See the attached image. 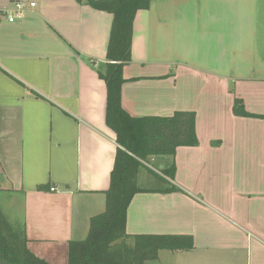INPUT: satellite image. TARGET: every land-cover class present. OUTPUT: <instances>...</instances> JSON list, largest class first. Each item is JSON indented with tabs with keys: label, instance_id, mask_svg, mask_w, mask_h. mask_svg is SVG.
Wrapping results in <instances>:
<instances>
[{
	"label": "crops",
	"instance_id": "obj_1",
	"mask_svg": "<svg viewBox=\"0 0 264 264\" xmlns=\"http://www.w3.org/2000/svg\"><path fill=\"white\" fill-rule=\"evenodd\" d=\"M13 1L35 6L0 20V209L2 195L19 202L28 248L66 264L68 242L105 209L117 147L98 75L112 14L77 0L0 6ZM123 77L133 117L195 112L196 145L150 156L173 164L179 190L135 194L125 225L192 247L147 264H264V119L232 111L237 97L264 115V0H152L135 14Z\"/></svg>",
	"mask_w": 264,
	"mask_h": 264
},
{
	"label": "trees",
	"instance_id": "obj_2",
	"mask_svg": "<svg viewBox=\"0 0 264 264\" xmlns=\"http://www.w3.org/2000/svg\"><path fill=\"white\" fill-rule=\"evenodd\" d=\"M112 14L106 48L105 72H98L106 85L105 123L115 133L117 143L105 209L89 220L86 238L69 241L66 264H147L161 249H190L189 236L128 234L125 230L127 208L139 192H172L179 189L170 164L154 174V185L137 182L141 167L150 156L173 155L178 146L197 144L195 112L177 110L171 116L133 117L121 104V87L125 81L123 66L131 61L133 21L139 9H147L152 0H77ZM234 115L263 118L246 111L243 101L235 97ZM156 182L158 184H156ZM46 185H39L43 189ZM25 229H14L0 209V264H51L27 246Z\"/></svg>",
	"mask_w": 264,
	"mask_h": 264
},
{
	"label": "rangeland",
	"instance_id": "obj_3",
	"mask_svg": "<svg viewBox=\"0 0 264 264\" xmlns=\"http://www.w3.org/2000/svg\"><path fill=\"white\" fill-rule=\"evenodd\" d=\"M146 163L157 170H162L163 164H161L159 161L155 160L154 157H148L146 160ZM153 176H150L146 171L145 168L142 167L139 170L138 174V184L143 187L151 186L154 185L155 179H153ZM156 184H158L156 182ZM15 205V207H12ZM9 205L6 204V198L1 196V207H2V212L11 224V226L16 229L20 230L22 226V217H21V207L19 206V202L15 201V204Z\"/></svg>",
	"mask_w": 264,
	"mask_h": 264
},
{
	"label": "built area",
	"instance_id": "obj_4",
	"mask_svg": "<svg viewBox=\"0 0 264 264\" xmlns=\"http://www.w3.org/2000/svg\"><path fill=\"white\" fill-rule=\"evenodd\" d=\"M27 5L33 7L35 6V2L30 1L27 4L23 1H13L9 5L0 6V20H5L7 22L13 23L21 19L24 15V11ZM53 189L54 188H51L50 190Z\"/></svg>",
	"mask_w": 264,
	"mask_h": 264
}]
</instances>
